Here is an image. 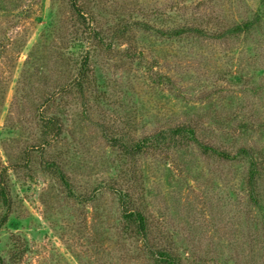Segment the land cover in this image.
<instances>
[{
    "label": "rangeland",
    "instance_id": "obj_1",
    "mask_svg": "<svg viewBox=\"0 0 264 264\" xmlns=\"http://www.w3.org/2000/svg\"><path fill=\"white\" fill-rule=\"evenodd\" d=\"M1 1L16 15L30 0ZM82 6L86 18L70 0H34L2 30L24 31L0 57L7 264H161L159 248L181 264H264V0ZM86 55L82 94L71 84ZM41 113L63 125L47 147ZM127 210L145 213L148 236Z\"/></svg>",
    "mask_w": 264,
    "mask_h": 264
},
{
    "label": "trees",
    "instance_id": "obj_2",
    "mask_svg": "<svg viewBox=\"0 0 264 264\" xmlns=\"http://www.w3.org/2000/svg\"><path fill=\"white\" fill-rule=\"evenodd\" d=\"M82 1L83 0H70L73 8L75 9V12L77 13L78 16L86 18L85 14L83 13L84 6H82ZM3 3L0 0V57L4 56V52H8V42L12 41L14 39V36L16 34H20L21 32L18 31H13L12 34L9 35H3V28H6L8 30H13L16 28L22 27L20 23H22V19L24 21H27L28 18L33 14V5H34V0L29 1V5L24 7L21 11H17L18 14L15 13L17 5H12L10 6L9 4H1ZM86 9V8H85ZM259 13H255L254 17L251 18L250 20H245L242 21L241 23L236 24L232 30L234 33L237 32H248L250 31L255 25L259 23V18H260ZM16 19V20H15ZM24 31H22L23 33ZM21 33V34H22ZM2 35V36H1ZM7 37V38H6ZM81 39H79V43L75 44L77 47H81ZM3 51V52H2ZM89 57L84 56L82 58L81 64H80V69H79V75L77 79H75L72 84L71 88H76L77 90L80 91V93H84L86 88L88 87L89 83V76H88V69H89ZM2 81L0 80V91L2 88ZM57 92H55L52 96H49L48 100L46 103H49V100L52 98H56ZM45 105H43V108ZM40 121L43 123V132H44V137L45 139L42 141V146L47 147L48 141V136H58L62 133L63 131V125L58 118V116L54 114H46V113H41L40 116ZM152 138V137H150ZM153 142H157V138L152 140ZM114 143H118L117 139H114ZM147 145V143H138L133 146H130L128 144H115V146L122 147L124 151L128 152L130 155H133L137 151H141L143 147ZM135 149V150H134ZM134 152V153H133ZM47 168L50 166L51 169H55V171L58 173V177L61 178L63 183H67L66 179L64 178V175L61 171H57L58 167H52V164H47ZM49 169V168H48ZM6 170V169H5ZM0 203L3 205L5 212L4 215L1 219V224L5 223L8 220V217L12 211V196L10 192V188L7 182V178L4 176V171H1L0 174ZM129 212L124 213L125 221L127 222L128 228H132L138 233L139 235H142L143 237L148 236L150 225H149V220L147 219L146 215L144 212L141 210H127ZM157 259L161 262V264H181L179 261H177L176 257L171 254L170 251L159 248L156 251H154ZM0 264H7L6 260L4 257L0 254Z\"/></svg>",
    "mask_w": 264,
    "mask_h": 264
}]
</instances>
